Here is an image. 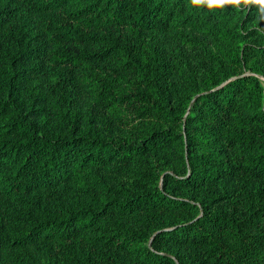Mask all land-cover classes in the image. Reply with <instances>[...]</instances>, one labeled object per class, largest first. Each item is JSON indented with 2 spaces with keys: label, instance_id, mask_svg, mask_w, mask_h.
I'll return each mask as SVG.
<instances>
[{
  "label": "trees",
  "instance_id": "16d2710c",
  "mask_svg": "<svg viewBox=\"0 0 264 264\" xmlns=\"http://www.w3.org/2000/svg\"><path fill=\"white\" fill-rule=\"evenodd\" d=\"M21 1L35 10L69 7L63 12L64 21L42 34L32 36L30 28L23 34L0 30L1 54L29 64L31 70L47 60H72L73 66L80 65L85 57H73L70 46L92 44L95 32L116 29L132 33L135 44L126 45L131 57L124 54L123 47L110 56L120 60L124 68L133 66L146 89L139 84L140 87L131 85L124 90L100 79L95 104L115 119L123 114L128 119L143 120L149 127L140 144L85 134L52 135L19 108L20 77H9L0 71V207L17 193L29 194L38 189L58 188L83 194V199L69 211L0 213V253H10V264H32L31 246L71 253L78 239L87 237L103 239V244L115 254L135 251L140 264H175L169 257L142 247L146 228L152 232L155 227L146 225L134 231L119 220L131 215H154L178 208L182 202L156 190L157 177L153 173H146L125 187L113 188L102 184L96 172L111 165L126 167L135 157L156 156L160 150L172 147L178 137L167 134L162 125L180 122L186 114L183 126L191 175L183 179L184 186H211L234 176L264 184V85L257 77L264 76V37L256 46L240 44L250 34L241 30L257 16L255 8L197 12L187 7V0ZM0 15V21L6 19L2 9ZM184 28L206 30L217 39L224 38L212 59L222 73H212L201 90L195 89L194 81L185 80L196 95L187 112L182 105L172 109L164 98L168 95V73L156 57L155 64L149 67L139 52L148 42L142 36L144 32ZM107 54L102 51L94 56L103 61L110 57ZM142 62L145 69L137 71ZM183 74L181 70L180 76ZM58 86L64 88L65 83L59 81ZM176 109L180 118L175 117ZM195 144H200L199 157L193 151ZM263 192L253 201L256 205L249 220L205 216L157 231L151 245L155 249L163 245L194 248L210 264H264V234H249L248 228L251 217L264 218ZM260 232L264 233V229Z\"/></svg>",
  "mask_w": 264,
  "mask_h": 264
},
{
  "label": "rangeland",
  "instance_id": "374dc122",
  "mask_svg": "<svg viewBox=\"0 0 264 264\" xmlns=\"http://www.w3.org/2000/svg\"><path fill=\"white\" fill-rule=\"evenodd\" d=\"M0 9L3 15H6V19L0 21L1 31L13 30L14 33L23 34L30 28V33L34 36L46 32L50 26L62 23L63 12L69 7L35 10L21 0H0ZM11 27L12 29H9ZM243 27L241 32L250 34L244 36L240 44L258 45L260 39L264 37L260 31L264 29V23L257 26L255 17L247 21ZM93 35L95 38L92 44L70 46L72 53L69 54L73 57H85L78 66H73L72 60L59 62L47 60L41 66L34 65L31 70L29 64L26 65L19 59L7 57L0 52V71H3V74L6 72L9 77L15 75L20 77L18 83L21 90L17 96L19 108L24 116H28L29 120L50 134L57 136L85 134L98 139L110 137L114 140L140 144L149 127L143 120L128 119L123 114H118L119 119H115L105 108L95 104L97 83H100V79L111 81L113 87L124 90L131 85L139 87L141 85L143 90L146 89L140 83L133 66L124 68L119 64L120 60L116 57L113 60L110 56L118 48L123 47L124 54L131 57L132 52L126 45L129 43L133 46L136 40L128 30L113 29L95 32ZM142 36H145V41L148 42H145L139 51L140 59L147 61L150 67L155 64L156 57L158 64L168 73L166 76L168 80L165 82L168 95L164 98L168 100L172 109L175 105H182L187 112L196 95L193 88H188L185 80L194 81L195 89L201 90V85L209 82L212 73L217 72V76L222 73L221 68L214 66L212 59L224 43L223 36L217 39L206 30L191 31L188 28L164 33L144 32ZM102 51H108L107 55L110 56L103 61L94 56ZM141 67L145 69L143 62L141 65L138 64L137 71H142ZM181 70L183 76H180ZM246 74L253 75L248 71ZM257 77L264 85V76ZM59 81L65 83L64 88L56 87ZM69 83L71 86L68 87ZM175 117L180 118L177 109ZM185 117L186 114L180 122L162 125L167 134H176L178 137V142L172 147L160 150L156 156L135 157V161L126 167L117 165L101 167L96 175L107 187L121 188L146 173H153L157 177L154 188L165 196L182 202L181 206L161 210L149 216L143 214L121 217L120 223L134 231L146 225L155 227L152 232L150 228H146L147 236L142 238V247L146 246L154 253L169 257L175 264H210L194 248L163 245L155 249L151 245L153 236L157 231L168 229L171 225H183L205 216H221L237 222L249 220L256 205L253 201L259 198L258 193L264 191V184L245 182L234 176L223 178L211 186L196 188L184 186L183 179L191 175V159L183 126ZM193 151L195 156L199 157L200 144L193 145ZM82 199V193L77 194L66 189H38L29 194H15L6 201V205H1L0 213L69 211ZM251 223L252 225H248L250 233H247L264 234L260 232V229H264V218L251 217ZM241 228L244 230V227ZM103 243V239L90 240L81 237L71 253L61 249L49 250L43 246H31L29 253L32 264H140L136 260L135 251L115 254ZM10 260V253L6 251L0 253V264H10Z\"/></svg>",
  "mask_w": 264,
  "mask_h": 264
},
{
  "label": "clouds",
  "instance_id": "9594fccd",
  "mask_svg": "<svg viewBox=\"0 0 264 264\" xmlns=\"http://www.w3.org/2000/svg\"><path fill=\"white\" fill-rule=\"evenodd\" d=\"M187 7L197 12H214L224 10L226 7L233 8L234 11L255 8L257 16V26L264 23V0H187ZM264 34V29H260Z\"/></svg>",
  "mask_w": 264,
  "mask_h": 264
}]
</instances>
